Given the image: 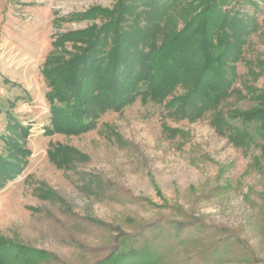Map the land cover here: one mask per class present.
Masks as SVG:
<instances>
[{
	"label": "rangeland",
	"instance_id": "obj_1",
	"mask_svg": "<svg viewBox=\"0 0 264 264\" xmlns=\"http://www.w3.org/2000/svg\"><path fill=\"white\" fill-rule=\"evenodd\" d=\"M115 2L0 0V134L7 110L32 125L29 165L0 189V234L52 253L56 264H103L119 231L135 236L152 227L134 243L144 264H264V151L260 141L239 146L221 134L211 111L191 121L138 100L105 113L95 130L45 134L42 68L53 36L93 22L56 26L54 19ZM227 8L244 13L254 30L237 63L235 90L221 104L225 113L251 109L264 93V0H231ZM51 141L88 160L59 168L48 157ZM41 187L53 196L43 198Z\"/></svg>",
	"mask_w": 264,
	"mask_h": 264
},
{
	"label": "trees",
	"instance_id": "obj_2",
	"mask_svg": "<svg viewBox=\"0 0 264 264\" xmlns=\"http://www.w3.org/2000/svg\"><path fill=\"white\" fill-rule=\"evenodd\" d=\"M230 2L116 0L112 7L95 5L86 12L56 17V26L62 21L93 22L53 36L42 68L50 111L45 134L95 130L105 113L122 112L141 100L163 105L172 115L191 121L211 111L221 134L239 146L260 141L264 151V93L256 94L258 103L251 109L229 113L221 109L235 90L237 63L254 30L244 13L227 8ZM179 89L182 93L177 94ZM21 98L17 96L15 101ZM15 104L10 101L9 106ZM7 116L5 131L0 134V189L24 173L32 155L28 145L32 125L24 124L10 110ZM48 157L64 170L88 160L76 148L52 141ZM39 191L43 198L54 194L50 188ZM193 225L197 223L186 226ZM151 228L141 229L135 236L119 231L113 248L98 261L144 264L145 256L134 253V243L148 238ZM57 262L46 250L0 234V264Z\"/></svg>",
	"mask_w": 264,
	"mask_h": 264
}]
</instances>
